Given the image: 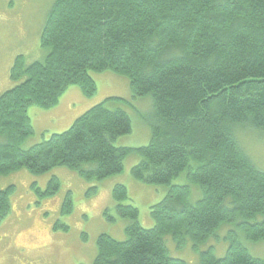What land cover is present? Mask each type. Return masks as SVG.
<instances>
[{
  "label": "trees",
  "instance_id": "1",
  "mask_svg": "<svg viewBox=\"0 0 264 264\" xmlns=\"http://www.w3.org/2000/svg\"><path fill=\"white\" fill-rule=\"evenodd\" d=\"M40 43L48 49L44 59L25 65L19 55L10 77L20 82L0 94V174L21 167L40 174L64 165L102 179L121 172L133 152L140 156L133 177L170 183L186 170L201 191L189 202L188 184L170 185L150 208L154 225L145 228L138 209L120 203L126 187L115 185L117 211L131 222L124 240L97 237L93 264H185L169 255L166 234L179 249L188 239L197 249L223 222L237 219L246 238L264 239V171L234 136L237 127L264 131V0H53ZM89 70L123 74L133 98L151 96L148 144H113L132 122L124 109L106 106L107 100L127 101L111 96L66 130L21 148L33 132L26 108H52L72 85L92 96L97 87ZM55 179L37 189L39 195L52 194ZM12 187L0 189V221L10 211ZM199 262L264 264V258L231 234L223 256L209 247Z\"/></svg>",
  "mask_w": 264,
  "mask_h": 264
},
{
  "label": "rangeland",
  "instance_id": "2",
  "mask_svg": "<svg viewBox=\"0 0 264 264\" xmlns=\"http://www.w3.org/2000/svg\"><path fill=\"white\" fill-rule=\"evenodd\" d=\"M53 0H0V94L18 84L10 77L16 58L21 55L24 64L44 59L48 49L40 43V33ZM96 83V92L85 96L78 86H69L52 108L30 105L26 108L33 128L32 134L21 143L27 148L41 142L53 133L66 130L72 122L91 106L111 96L125 100H107L108 108H122L131 117L132 129L117 136L115 146L139 147L150 140L152 99L150 95L133 98L128 78L111 70H89ZM75 91V92H74ZM235 139L253 164L264 171V131L254 127H237ZM4 138L0 136V142ZM140 159L129 153L123 160L121 172L102 179L85 178L79 169L57 165L34 174L25 167L0 174V189L13 186L10 192V211L0 221V264H93L97 252L96 240L107 234L116 240L126 238L125 227L131 222L119 215L118 201L113 197L117 184L126 187V198L121 204H132L138 209L137 221L152 227V205L162 200L172 184L190 186L189 202L201 197L197 183L189 181L186 170L170 183H145L131 174V168ZM196 162L190 160V165ZM89 167L83 163L81 168ZM52 177L56 189L52 194L39 195ZM67 202L68 213L62 211ZM223 222L197 249L191 240L177 248L169 234L164 236L170 256L185 264H199L200 252L212 247L216 257L225 254L228 238L235 234L253 256L264 258V239L246 238L237 221Z\"/></svg>",
  "mask_w": 264,
  "mask_h": 264
},
{
  "label": "crops",
  "instance_id": "3",
  "mask_svg": "<svg viewBox=\"0 0 264 264\" xmlns=\"http://www.w3.org/2000/svg\"><path fill=\"white\" fill-rule=\"evenodd\" d=\"M75 92V91H74Z\"/></svg>",
  "mask_w": 264,
  "mask_h": 264
}]
</instances>
